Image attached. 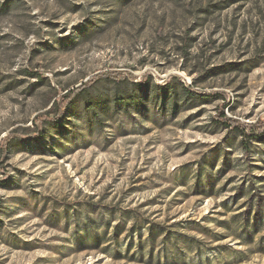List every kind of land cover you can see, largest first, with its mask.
<instances>
[{
  "label": "rangeland",
  "instance_id": "1",
  "mask_svg": "<svg viewBox=\"0 0 264 264\" xmlns=\"http://www.w3.org/2000/svg\"><path fill=\"white\" fill-rule=\"evenodd\" d=\"M224 119L264 124V0H0V264H264Z\"/></svg>",
  "mask_w": 264,
  "mask_h": 264
},
{
  "label": "trees",
  "instance_id": "2",
  "mask_svg": "<svg viewBox=\"0 0 264 264\" xmlns=\"http://www.w3.org/2000/svg\"><path fill=\"white\" fill-rule=\"evenodd\" d=\"M223 112L224 111L222 110V115L225 116ZM223 122L227 123L228 124L227 126H229L231 129L240 130L239 128H240V126H242L243 127L242 130H248L250 132L249 137L251 139L260 138V137L264 136V124L263 125H259V124H243V125H240V123L234 119H227V120L224 119ZM242 132H244V131H242ZM251 208H252V206H251ZM261 213L262 212L258 210L257 213H255L252 217V211L249 212V215L246 216L244 219V225H245L244 230L249 231V226L252 229H255L256 226H258V222H259L258 218H259V215H261ZM146 225H147L146 231H147L148 237L146 240H144V241H142V243H140L139 248H141V250L144 249L143 244L145 245L147 242H150V244L153 245L156 241V238L159 236H162V238L165 240V244L167 242L172 241L175 237L174 236V234H176L175 231L164 230V227H160L155 223L147 222ZM132 230L134 233L136 232V228L134 226L132 227ZM175 242H178V240H175Z\"/></svg>",
  "mask_w": 264,
  "mask_h": 264
}]
</instances>
